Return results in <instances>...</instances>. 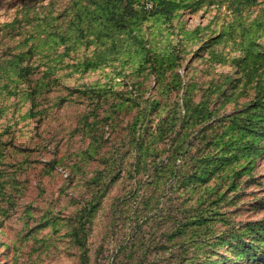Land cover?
Listing matches in <instances>:
<instances>
[{
	"label": "rangeland",
	"instance_id": "1",
	"mask_svg": "<svg viewBox=\"0 0 264 264\" xmlns=\"http://www.w3.org/2000/svg\"><path fill=\"white\" fill-rule=\"evenodd\" d=\"M70 1L0 0V264H80L69 233L89 203L84 264H119L132 245L129 264L142 250L169 264V252L158 258L164 250L145 242L163 241L177 218L202 225L184 264L264 263V247L252 263L233 248L235 235L257 240L254 225H264L263 127L246 130L264 114L263 0L241 17L209 7L171 24L151 19L143 29L152 58L134 57L123 74L86 39L68 55L52 48L48 33L66 25ZM174 124L191 140L179 156L166 131Z\"/></svg>",
	"mask_w": 264,
	"mask_h": 264
},
{
	"label": "trees",
	"instance_id": "2",
	"mask_svg": "<svg viewBox=\"0 0 264 264\" xmlns=\"http://www.w3.org/2000/svg\"><path fill=\"white\" fill-rule=\"evenodd\" d=\"M262 2H264V0ZM148 3L151 4V8H147ZM258 4V0H71L68 7L65 9V16L67 18L65 22L66 25L60 28V31L54 30L53 32H55V34L53 32L48 33L50 34L48 38H51L53 42L52 48L64 46V55H68L70 50L73 49L75 42L86 39L88 43L95 45V51L98 53L97 58H99L101 62L106 64L109 61H118L120 63L119 74H123L124 68L129 65L134 57L139 55L144 60H150L152 58L143 29L144 25L151 19H155L163 24H171L173 20L181 16V13H197L209 7H226L234 16L241 17L244 11ZM25 14H28V12ZM54 20L57 19L55 18ZM44 22L46 26L41 28L43 32L50 28L47 19H45ZM57 27L58 26L55 28ZM39 30L40 29L37 28L31 31L30 37L26 40H32L34 36L38 34ZM33 51L34 45H30L27 53L32 54ZM160 61L164 62L163 59H160ZM152 67H154L153 61ZM22 70L26 73L29 72L27 67ZM154 103L155 101L150 102L149 105L153 106ZM187 106L189 105H185L186 113L190 110V107ZM201 108L202 106L196 107L194 112L197 114L201 113ZM208 114L210 113H204L201 119L205 118ZM209 116L210 115H208V117ZM165 121L174 123L176 119L173 116L171 119H165ZM249 122L251 127L246 130H248L250 135L254 132L256 128L255 125H259L258 127L261 125L263 127L262 134L264 135V114L261 112L253 114ZM166 131L170 132V136H172L170 137V143L174 144L171 147L176 156L184 154L191 147L189 136L181 134L180 131H175V124L170 127V131ZM166 131L160 130L158 136L159 141H162ZM143 141L144 139L140 134L136 135L133 139L134 146L140 149V151L143 146ZM245 147H248L250 153L253 154L252 147L248 145H245ZM139 157H141L140 154L134 162L135 167L139 166ZM172 159V156L167 157L164 165H166V167L169 166L171 176H175V166ZM171 162L172 165L170 164ZM178 180L179 178H176L174 183H178ZM169 200V202L173 201L171 199ZM150 202H152L151 197L144 201L143 208H146ZM170 206H173V203L169 206L167 205V207ZM93 207L94 204L89 203L86 207L81 208L80 211L77 212V226L72 227L69 233L71 237H74V245L81 249L80 264H84L86 261V253L83 251L86 242V224L91 217ZM203 220L205 219L202 218L201 222ZM195 222L197 223H185L183 218H177L173 221V224H175L174 230H170L167 233L168 237L165 235L163 241L147 238L145 244L153 248L154 251L160 248L164 250V253L159 255L158 258L163 256L165 252H169L171 256L170 259H167L169 264L177 257L176 255L172 256V251L169 250V248H174L173 245L178 246L181 256L178 255L180 257H177L176 261H178L177 264H184L189 261V250L195 245V238H193V235L202 231L201 223L198 222V220H195ZM254 226H259L256 232H263L259 233L257 240L245 241L242 239L241 235L234 236L237 241L233 248L239 251L237 254L243 256L249 263L254 262V258L257 257L253 249H262L264 247V225L257 223ZM218 244H220V242ZM135 248V245L126 246L124 249L122 248L123 259L119 264H129L131 258L137 254ZM139 258H141V260H139ZM154 261H156V259ZM146 262H149V260L145 258L142 250L140 257L137 259V264H145ZM149 263L154 264V262ZM261 264L264 263L261 262Z\"/></svg>",
	"mask_w": 264,
	"mask_h": 264
},
{
	"label": "built area",
	"instance_id": "3",
	"mask_svg": "<svg viewBox=\"0 0 264 264\" xmlns=\"http://www.w3.org/2000/svg\"><path fill=\"white\" fill-rule=\"evenodd\" d=\"M147 8H151V4L150 3L147 4Z\"/></svg>",
	"mask_w": 264,
	"mask_h": 264
}]
</instances>
